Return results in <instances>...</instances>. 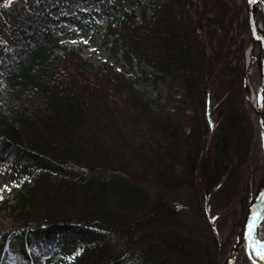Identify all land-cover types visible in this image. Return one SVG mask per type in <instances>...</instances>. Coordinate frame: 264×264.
<instances>
[{"label":"trees","instance_id":"1","mask_svg":"<svg viewBox=\"0 0 264 264\" xmlns=\"http://www.w3.org/2000/svg\"><path fill=\"white\" fill-rule=\"evenodd\" d=\"M6 1L0 175L11 197L0 201V264H46L59 233L76 229L63 264H219L262 168L243 92L242 2L144 0L151 16L123 7L101 17L123 63L150 67L135 78L58 37L61 7L104 14L108 0ZM150 79L163 95L136 88Z\"/></svg>","mask_w":264,"mask_h":264},{"label":"rangeland","instance_id":"2","mask_svg":"<svg viewBox=\"0 0 264 264\" xmlns=\"http://www.w3.org/2000/svg\"><path fill=\"white\" fill-rule=\"evenodd\" d=\"M14 0H7L4 3V6H8L10 2ZM29 1V0H25ZM20 2V1H19ZM5 6V8H6ZM20 8V4L15 5L16 8ZM127 8L134 12V17L139 20L141 19L143 14L150 15L151 16V7L144 2V0H108L105 7H104V14L102 13V10L99 8H79L78 10H73L71 12H67L63 7H61L59 11V16L63 17L61 21H59L56 25L57 28V34L60 39L61 43L66 44L69 47H72L76 50L79 55L83 56L84 58L88 59L91 63L99 64V63H107L109 65H114L115 69H123L128 75L135 77V78H142L144 74H146L148 77L151 73L150 67L145 62L138 63L137 61L131 62L130 66L127 64H124L121 59V53L119 49V45H113L112 38L108 37L106 34V20L101 19V17L108 18L110 16L118 17L117 12L121 8ZM93 9V10H91ZM3 13V11H2ZM14 13L11 15V18L14 17ZM205 22V17L203 18ZM202 22V21H201ZM203 23L200 24V26ZM1 38H8L10 40V35L6 33L5 31L0 32ZM230 83L234 84V82L239 83V76L237 75L236 78L232 81H229ZM259 82V75L257 74L256 70L252 69L250 72V83L253 86L254 89H257ZM136 88L140 91L144 92L145 95L154 97L157 95H163L164 94V88L160 83H153V81L150 80H139L136 83ZM244 90V88H243ZM234 91V89H233ZM232 89L230 90L229 97L234 94ZM231 101L236 102V99L233 97L230 98ZM221 101H218L215 105H218L219 109L225 108V104L220 103ZM239 100H237V103ZM220 104V105H219ZM255 114V112H253ZM236 116V115H235ZM221 116L218 120L216 116V123H224L222 120H224ZM213 126L215 125L214 120H212ZM235 117L230 116L228 121L226 122V125L234 124ZM256 131V142H257V148L260 149V138H259V126L257 118H255V124H254ZM242 128V127H241ZM243 130H246V128H242ZM234 140V136H233ZM260 161L262 164V158L260 153ZM252 163V162H249ZM254 163L251 164V169H253ZM262 175V168L260 171V174L257 176L255 173L250 177V187H251V193H254ZM10 181L3 175H0V201L10 198L11 192H10ZM253 188V189H252ZM250 190V189H249ZM250 198V197H249ZM249 201V199H248ZM247 201V203H248ZM247 203H244L241 208H239V212L243 210L242 212V218L240 217V224L239 227L235 233V236L241 226V223L243 221V218L246 213L247 209ZM186 212H181L180 216L189 219V215ZM190 219L188 220V222ZM8 219H6L5 216H3V213L0 210V229L2 227H5L8 225ZM198 222V220H197ZM193 223V222H192ZM77 229L75 231H68V232H61L58 235V238L60 239V253L57 255H53L46 258V264H63L67 262V258L65 255L70 253V251L73 248V244H75L77 239ZM234 236V238H235ZM233 238V240H234ZM233 240L229 246V249L233 243ZM17 243H14V246H16ZM229 249L227 250L226 254L223 255L221 258V261L219 264H222ZM131 255H129L130 257ZM238 256V258H237ZM240 254L236 255L235 258V264H249L245 261L243 262L240 259ZM131 258H133L131 256ZM167 261V260H166ZM170 263V261H168ZM174 262V260L172 261Z\"/></svg>","mask_w":264,"mask_h":264},{"label":"water","instance_id":"3","mask_svg":"<svg viewBox=\"0 0 264 264\" xmlns=\"http://www.w3.org/2000/svg\"><path fill=\"white\" fill-rule=\"evenodd\" d=\"M245 6L246 13L249 19L250 24V35L249 39H253V41L256 43L259 54L261 57V61L264 65V45L257 33L255 23H254V13L257 5L259 3L264 5V0H241ZM204 20L201 22L203 23ZM243 88H247V74H245L244 82H243ZM264 97V74L261 77H259V82L257 86V97H256V108L254 109V112L257 116L258 126H259V138H260V153L262 158V173H264V129L262 126V118L260 113V105L262 98ZM262 176V175H261ZM253 193H251L252 197ZM251 197L249 198L247 209L245 216L243 218V221L241 223V226L233 240V243L223 261L222 264H233L234 260L236 258L238 249L241 245H243L244 254L246 255V258L248 259L249 264H264V258L262 256L257 257L253 253L252 243L254 239H260L262 236L263 244H264V233H262V225L264 223V176L262 178V186H261V193L260 197L258 198L256 206L251 208ZM254 216L262 217L260 222L256 225L255 230L252 232V235L250 237L249 235V225L252 222Z\"/></svg>","mask_w":264,"mask_h":264},{"label":"bare ground","instance_id":"4","mask_svg":"<svg viewBox=\"0 0 264 264\" xmlns=\"http://www.w3.org/2000/svg\"><path fill=\"white\" fill-rule=\"evenodd\" d=\"M14 1H16V0H14ZM242 4H243V2H242ZM97 8L100 9L99 6H97ZM244 8H245V6H244ZM245 12H246V9H245ZM246 17H247L248 41L245 44L244 49H243L242 70H243V82H244L245 74H247V88L244 89L243 92H244V97H245L249 107L254 112V109L256 108V104H257V102H256L257 89H254L250 83V72L252 71V69L254 67V69L256 70L259 77L262 78V76L264 74V65L261 61L259 49H258L256 43L253 41V39H249L250 24H249V19H248L247 13H246ZM205 19L206 20L208 19V15H205ZM202 21H203V19H202ZM254 23H255L257 33H258V35H259V37H260V39L264 45V5L261 3H259L255 9ZM261 102L262 103L260 105V113H261V118H262V126L264 129V97L262 98ZM255 116H256V113H255ZM256 118H257V116H256ZM263 176H264V173H262L261 179H260L252 197L250 194L251 208L256 206L258 198L260 197ZM262 229H263L262 233H264V223L262 225ZM262 246H264L262 236L260 237V239H257V238L254 239L251 247L253 248V253L257 257H260L261 256L260 253L264 252V247H262ZM237 254L238 255L240 254L239 257L242 261L245 260L246 263H249L248 259L246 258V255L244 254L243 245H241L239 247ZM237 258H238V256H237ZM233 264H235V260H234Z\"/></svg>","mask_w":264,"mask_h":264},{"label":"snow or ice","instance_id":"5","mask_svg":"<svg viewBox=\"0 0 264 264\" xmlns=\"http://www.w3.org/2000/svg\"><path fill=\"white\" fill-rule=\"evenodd\" d=\"M262 219V217L259 216H254L252 222L249 225V235L251 237L252 232L255 230L256 225L260 222V220ZM264 247V246H262ZM260 255L262 256V258H264V252H261Z\"/></svg>","mask_w":264,"mask_h":264}]
</instances>
